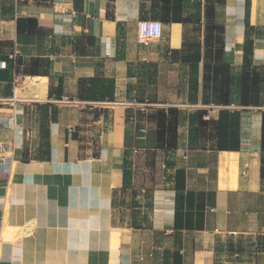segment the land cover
Masks as SVG:
<instances>
[{"label":"crops","instance_id":"obj_1","mask_svg":"<svg viewBox=\"0 0 264 264\" xmlns=\"http://www.w3.org/2000/svg\"><path fill=\"white\" fill-rule=\"evenodd\" d=\"M171 14L162 0H0V264H264V0ZM142 19L163 37L139 44ZM211 20L223 104L205 100ZM159 109L176 111L172 146ZM223 109L236 149L218 147Z\"/></svg>","mask_w":264,"mask_h":264},{"label":"trees","instance_id":"obj_2","mask_svg":"<svg viewBox=\"0 0 264 264\" xmlns=\"http://www.w3.org/2000/svg\"><path fill=\"white\" fill-rule=\"evenodd\" d=\"M164 2H169L172 4V14L164 15L163 19L165 21H175L183 22V0H162ZM218 2H223V0H217ZM212 8L209 7L208 14L212 18ZM24 21V19H18V24ZM224 31L223 26L215 24L210 21L206 25V35H205V45L207 47V56L205 63V100H212L210 103L223 104V100H228L224 95L220 94V73L222 71L223 64V36ZM185 60L197 61L200 56H184ZM241 81L243 84L247 81V76L242 75ZM248 91V87L245 85V92ZM210 92L212 94L211 99H207L206 95ZM242 100H249L247 92L243 94ZM158 122H159V140L162 144L174 145L175 143V133H176V111L171 109L169 114L165 109H159L158 111ZM238 126V113L232 112L227 109H223L220 112V118L218 120V130H219V143L218 147L220 149L229 148L236 149V144L238 143V133L235 130H229L231 128H236ZM262 137L264 146V114H263V126H262ZM230 139V143L228 142Z\"/></svg>","mask_w":264,"mask_h":264},{"label":"built area","instance_id":"obj_3","mask_svg":"<svg viewBox=\"0 0 264 264\" xmlns=\"http://www.w3.org/2000/svg\"><path fill=\"white\" fill-rule=\"evenodd\" d=\"M164 35V22L158 19H142L138 23L137 31V42L139 44L148 45L153 40L162 38ZM15 65L16 58L11 55ZM227 107H236L234 103L227 105ZM30 132L27 133V138H29Z\"/></svg>","mask_w":264,"mask_h":264},{"label":"bare ground","instance_id":"obj_4","mask_svg":"<svg viewBox=\"0 0 264 264\" xmlns=\"http://www.w3.org/2000/svg\"><path fill=\"white\" fill-rule=\"evenodd\" d=\"M40 80H41V78H39ZM37 80H38V78H37ZM37 84V83H36ZM37 85H39V83L37 84ZM43 86V85H42ZM105 165V164H104ZM68 172V171H67ZM95 172V171H94ZM104 173V172H103ZM22 174V173H21ZM45 174V173H44ZM66 175V174H65ZM110 175V174H109ZM22 176V175H21ZM43 176V175H42ZM45 176V175H44ZM63 176V175H62ZM68 176V175H67ZM66 176V177H67ZM36 177H37V174H36ZM38 177H39V175H38ZM70 176H68V178H69ZM91 188V187H90ZM83 189V188H82ZM76 191V190H75ZM74 191V192H75ZM77 192V191H76ZM88 192V191H87ZM80 194V193H79ZM87 194H89V193H87ZM107 195V194H106ZM79 199V198H78ZM71 202V201H70ZM69 202V203H70ZM85 204H87V203H85ZM86 206V205H85ZM90 206V205H89ZM80 207V206H79ZM71 208V207H70ZM73 208V207H72ZM88 209V208H87ZM63 211V210H62ZM81 211V210H80ZM78 212V211H77ZM59 213V212H58ZM72 214V213H71ZM70 214V215H71ZM56 217V216H55ZM70 217V216H69ZM77 220V219H76ZM75 221V220H74ZM59 226V225H58ZM62 227V226H61ZM7 228H8V226H6V228H3V232H2V238L4 239L6 236H7V233H6V231H7ZM79 230V229H78ZM83 230V229H82ZM56 231V230H55ZM52 233V232H51ZM78 233V232H77ZM55 235V234H54ZM58 235V234H57ZM47 237H49V235L47 236ZM86 237H87V235H86ZM60 238H61V236H60ZM109 239V238H108ZM46 240V239H45ZM64 240V239H63ZM79 240V239H78ZM87 240V239H86ZM46 242V241H45ZM64 243V242H63ZM43 244V243H42ZM86 244H87V242H86ZM54 245V244H53ZM94 248V247H93ZM66 249V248H65ZM2 250V249H1ZM87 250V249H86ZM74 254H76V253H74ZM72 255V254H71ZM96 258V257H95ZM99 258H100V256H99ZM108 258V257H107ZM6 260V259H5ZM81 261V260H80ZM84 261V260H83ZM82 261V262H83Z\"/></svg>","mask_w":264,"mask_h":264},{"label":"rangeland","instance_id":"obj_5","mask_svg":"<svg viewBox=\"0 0 264 264\" xmlns=\"http://www.w3.org/2000/svg\"><path fill=\"white\" fill-rule=\"evenodd\" d=\"M2 232H3V230H2ZM6 233H7V236L4 239H6V238H8L10 236V229L9 228H7Z\"/></svg>","mask_w":264,"mask_h":264}]
</instances>
